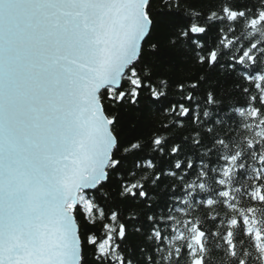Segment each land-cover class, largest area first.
<instances>
[{
	"label": "snow or ice",
	"instance_id": "snow-or-ice-1",
	"mask_svg": "<svg viewBox=\"0 0 264 264\" xmlns=\"http://www.w3.org/2000/svg\"><path fill=\"white\" fill-rule=\"evenodd\" d=\"M0 264H264V0H0Z\"/></svg>",
	"mask_w": 264,
	"mask_h": 264
},
{
	"label": "trees",
	"instance_id": "trees-1",
	"mask_svg": "<svg viewBox=\"0 0 264 264\" xmlns=\"http://www.w3.org/2000/svg\"><path fill=\"white\" fill-rule=\"evenodd\" d=\"M130 127H131L130 123L128 121H125L124 122V130H125V132L129 131Z\"/></svg>",
	"mask_w": 264,
	"mask_h": 264
}]
</instances>
